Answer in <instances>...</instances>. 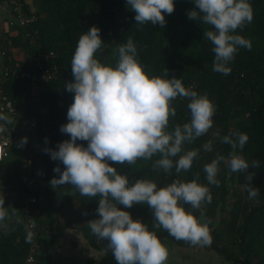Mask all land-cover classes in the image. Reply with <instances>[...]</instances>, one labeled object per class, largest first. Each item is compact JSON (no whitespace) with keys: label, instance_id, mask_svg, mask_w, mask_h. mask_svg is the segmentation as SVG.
<instances>
[{"label":"trees","instance_id":"obj_1","mask_svg":"<svg viewBox=\"0 0 264 264\" xmlns=\"http://www.w3.org/2000/svg\"><path fill=\"white\" fill-rule=\"evenodd\" d=\"M4 1L7 0H0V3ZM20 1L27 14L32 12L25 0ZM249 2L253 8V20L233 34L250 40L252 48L250 51L240 48L228 65L230 74L223 75L213 71L214 45L204 37V31L213 30L212 27L189 20L187 16V12L195 7L193 0H174V12L163 13L166 20L164 27L150 22L136 25L135 12L130 10L126 0H36L34 14L37 21L27 27H12L13 34L4 38L0 51L3 57L0 66L19 65L18 73L11 75L3 85L17 113L11 126L8 119L0 120V126L7 124L11 137L15 139L14 125L23 121L34 132L36 142L43 147L38 153L34 146L25 144L32 155L30 165H24L20 147V159H12L10 153L9 159L0 162V194L5 198V207L19 210L17 215L24 222L18 223L17 216L12 215L0 221V264H26L35 242L40 246L35 248L34 264H49L52 256L48 251L53 240H47L46 236L72 224L84 232L90 246L99 252L97 259H88L87 264H116L111 252H105L107 241L89 235L86 230L89 221L100 218L96 212L99 195L81 196L71 185L54 190L50 181L54 177L58 179L59 175L53 169L59 166L63 171L64 165L53 161L50 154L44 151L45 148L58 150L57 144L70 139L69 135L60 132V127L68 123L67 112L74 102V93H69L65 85L73 81L71 60L78 39L92 26L101 30L103 44L95 54L101 63L115 67L118 59L114 55L115 50L131 36L146 73L162 75L167 68L169 78L175 76L182 79L186 88L192 87L199 94H207L216 106L209 132L183 146L185 150L200 149L199 159L194 160L189 171L177 175L175 168L170 173L156 170L152 165L158 156L152 160H138L131 166L109 161L110 166L116 168L119 174L128 176L129 186L146 178L156 182L160 188L174 179L191 181L198 173V182L209 187L212 201L210 204L203 203L200 210L192 209L190 205L184 207L198 219L203 212L204 218L211 221L209 231L212 243L204 246L205 250L217 254L228 264H264V0ZM121 19L126 25L115 29ZM12 48L22 51L25 59L15 57ZM39 50L45 54H56V59L44 62V65L52 73L50 64L55 63L58 70L52 79L40 76L42 80L39 84L44 87V92L41 99L36 100L27 91L29 80L22 78L20 73L33 71ZM172 103L177 115L170 117L168 131L173 130L176 124L190 121L189 101L177 97ZM217 131L219 137L236 132L248 135L249 139L239 154L249 162L259 161V168L250 167L248 170L255 175L251 186L259 189L256 199L248 198L244 188L247 183L245 175L230 173L224 162L219 165V187L208 184L204 165L215 159L217 154L227 158L231 152L230 145L213 135ZM209 140H212V151L206 152L202 146ZM77 143L84 147L88 145L87 141L78 140ZM30 197L36 201L29 202ZM118 207L129 212L134 221L139 220L150 231H155L162 244L201 248L176 240L163 228H155L152 210L147 205ZM30 219H35L36 228L32 229L35 232L32 242L28 243L24 224Z\"/></svg>","mask_w":264,"mask_h":264},{"label":"clouds","instance_id":"obj_2","mask_svg":"<svg viewBox=\"0 0 264 264\" xmlns=\"http://www.w3.org/2000/svg\"><path fill=\"white\" fill-rule=\"evenodd\" d=\"M194 8L187 12L189 20L210 25L213 30L204 31L214 45L213 71L229 75L228 65L234 60L240 48L249 51L251 41L235 35L253 20V8L249 0H193ZM130 10L135 12L136 25H166L163 13L174 12V0H126ZM101 30L92 26L82 33L71 60L73 81L66 82V90L74 93V102L67 112L68 123L60 132L70 136L69 140L57 144L58 150L45 148L53 161L64 165L53 169L59 178L50 181L55 190L71 185L81 196L97 197L96 212L99 219L91 220L87 226L91 234L107 241L105 252L110 251L116 264H165L168 249L161 243L155 231L131 214L120 210L118 205L132 208L133 205H147L153 213L154 227L163 228L176 240H184L192 246H210V220L203 212L198 219L184 205L200 210L203 203H211L209 187L199 183V174L191 181L174 179L158 188L156 182L142 178L129 186L127 175H121L109 161L123 165L136 164L138 160H152L153 168L170 173L189 171L193 162L199 159L200 149L185 150V143H192L206 135L213 126L216 106L207 94H199L192 87L186 88L182 79L169 78L166 68L162 75H150L140 63L137 45L133 38L119 44L114 52L118 56L115 67L101 63L95 56L102 48ZM187 99L190 121L176 124L168 131L170 117L177 115L173 101ZM0 115V120H7ZM4 128L0 126V132ZM221 142L231 146L228 157L217 154L204 165L209 185L219 187L217 175L221 162L227 164L230 173H243L248 198L259 197V189L251 186L255 176L249 168H259L258 160L248 161L242 154L249 137L245 133H232L219 137ZM87 141V147L77 141ZM27 143L22 138L18 147ZM45 143H48L47 138ZM203 150L212 151V140L203 144ZM11 209V213L9 212ZM19 210L5 207V198L0 194V221L10 215L18 217ZM87 215V213H85ZM26 242L31 243L36 228L35 219L24 224Z\"/></svg>","mask_w":264,"mask_h":264},{"label":"built area","instance_id":"obj_3","mask_svg":"<svg viewBox=\"0 0 264 264\" xmlns=\"http://www.w3.org/2000/svg\"><path fill=\"white\" fill-rule=\"evenodd\" d=\"M8 5L10 6L13 16L11 20L8 22V26L12 27H27L28 25L37 21V16L34 12L26 13L23 10V5L20 0H7ZM50 59H56V54L51 52L49 54H45L42 50H39V54L34 59V69L32 72L22 71L21 77L27 78L29 80V85L27 87V91L30 96L36 100L41 99V95L44 92V87L39 84L42 79H52L55 77V72H57L58 68L55 63L50 64V68H53V72L51 73L48 69H45L44 62L49 61ZM47 66V65H46ZM19 69V65L16 64L14 66H0V113L8 116H14L17 113L16 108L14 107L12 101L4 91L3 85L6 80L11 76L17 74ZM4 128L3 132H0V162L10 158L9 148L11 147L14 139L11 137L9 133V126L7 124L1 125ZM22 153V160L24 165H30L32 163V155L29 154V148L27 145L20 147ZM26 180V178H25ZM29 202H35L36 199L30 197L28 199ZM37 213H40L37 211ZM33 246L39 247L40 244L35 242ZM35 248L31 250L30 256L26 260V264H34L35 258Z\"/></svg>","mask_w":264,"mask_h":264},{"label":"crops","instance_id":"obj_4","mask_svg":"<svg viewBox=\"0 0 264 264\" xmlns=\"http://www.w3.org/2000/svg\"><path fill=\"white\" fill-rule=\"evenodd\" d=\"M25 2L30 6L33 12L36 10V0H25ZM12 16V10L7 1L0 3V51L4 38L13 34L14 30L8 26V22L11 20ZM12 51L19 60L25 59V54L18 48H12ZM2 63L3 57L0 54V65H2ZM22 124H24L23 121H17L14 125L17 138L14 139L11 147L16 148L17 154L14 155V152L10 151L12 159L21 158L18 143L22 138H27V143L34 146L38 153H41L43 148L40 143L36 142L34 132L25 128ZM46 238L49 241L51 239L53 240V244L49 247L48 251L52 256L49 264H87L88 259H97V256H99V252L90 246L84 232L74 224L60 231L53 232L52 235H48ZM210 253L213 254L212 252ZM217 258L220 259L218 255ZM223 264L228 263L223 262Z\"/></svg>","mask_w":264,"mask_h":264},{"label":"rangeland","instance_id":"obj_5","mask_svg":"<svg viewBox=\"0 0 264 264\" xmlns=\"http://www.w3.org/2000/svg\"><path fill=\"white\" fill-rule=\"evenodd\" d=\"M122 25H126V22L123 19L118 22L117 28L115 29H118ZM22 125L32 131L29 126L24 124ZM10 151L14 152V155L17 154L16 148H11ZM86 230L89 235H92L91 230L89 228H87ZM164 245L168 249V259L165 264H223V260L218 259L217 254L214 255L215 253L211 254L210 252H207L204 247L181 248L178 246L171 245L169 243H165Z\"/></svg>","mask_w":264,"mask_h":264},{"label":"water","instance_id":"obj_6","mask_svg":"<svg viewBox=\"0 0 264 264\" xmlns=\"http://www.w3.org/2000/svg\"><path fill=\"white\" fill-rule=\"evenodd\" d=\"M14 119V117L12 116H8V121H9V126H11L12 120Z\"/></svg>","mask_w":264,"mask_h":264}]
</instances>
